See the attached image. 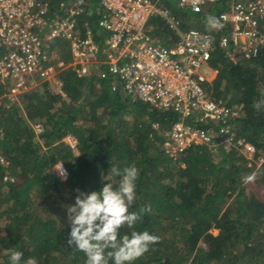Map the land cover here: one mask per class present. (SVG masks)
<instances>
[{"label":"trees","instance_id":"1","mask_svg":"<svg viewBox=\"0 0 264 264\" xmlns=\"http://www.w3.org/2000/svg\"><path fill=\"white\" fill-rule=\"evenodd\" d=\"M47 1L53 10L66 0ZM213 7L209 15L220 12ZM89 10L80 20L94 13ZM192 14L204 20L196 27L207 30L208 14ZM150 23L153 36H170L159 17ZM59 44L49 54L68 63V42ZM210 66L217 73L204 88L215 100L243 105L235 121L237 137L264 157V105L253 108L264 101V47L255 59L234 63L216 46ZM58 77L65 96L43 84L2 111L0 151L8 165L0 169V264H9L14 251L23 253L21 264L30 257L38 264H87L85 254L66 242V206L75 203L76 189L91 193L104 183L118 186L120 177L111 168L122 172L133 164L139 178L129 211L139 214L147 206L150 211L134 228H121L120 235L148 231L160 238L133 264H264V202L243 183L253 170L264 187V159L254 170L255 162L249 166L237 149L222 143L216 153L195 145L172 156L162 144V133L178 119L172 111L111 91L97 72L79 77L68 67ZM37 122L43 126L39 133L33 127ZM68 135L75 147L64 140ZM58 163L67 170L66 180L53 170Z\"/></svg>","mask_w":264,"mask_h":264},{"label":"built area","instance_id":"2","mask_svg":"<svg viewBox=\"0 0 264 264\" xmlns=\"http://www.w3.org/2000/svg\"><path fill=\"white\" fill-rule=\"evenodd\" d=\"M216 2L224 6L212 14L220 26L205 23L208 29L202 30L181 28L161 0H98L100 13L84 20L79 17L91 12L89 0H66L53 10L47 0H0V120L4 109L43 84L52 94L65 96L58 73L70 67L79 77L97 72L111 91L178 116L162 133L170 155L195 145L216 153L222 143L243 148L262 164L255 147L237 137L235 121L243 105L213 99L204 84L217 73L210 67L216 46L234 63L259 56L264 47V0H178L177 4L191 13L208 14ZM152 17L162 19L170 36L162 39L150 33ZM62 41L68 42L71 52L68 63L52 60L48 52L51 42ZM33 127L37 133L43 131L39 122ZM64 140L75 147L72 136ZM7 165L0 151V169Z\"/></svg>","mask_w":264,"mask_h":264},{"label":"clouds","instance_id":"3","mask_svg":"<svg viewBox=\"0 0 264 264\" xmlns=\"http://www.w3.org/2000/svg\"><path fill=\"white\" fill-rule=\"evenodd\" d=\"M209 27L220 26L214 16H208ZM264 101H257L253 108L257 111ZM63 180L67 179V170L63 164L55 168ZM111 174L120 177L118 186L104 183L99 191L91 193L76 189L73 205L66 206L67 220L70 227L68 246H75L77 251L87 257V264H133L159 242V237L148 231H132L129 235H120V229L127 226L134 228L150 206L142 208L140 213H132L129 208L137 198L136 187L139 169L133 164L121 172L111 168ZM23 253L14 251L9 257V264H21ZM23 264H38L35 257H30Z\"/></svg>","mask_w":264,"mask_h":264},{"label":"rangeland","instance_id":"4","mask_svg":"<svg viewBox=\"0 0 264 264\" xmlns=\"http://www.w3.org/2000/svg\"><path fill=\"white\" fill-rule=\"evenodd\" d=\"M177 1L178 0H161V3L160 5L162 7H166L168 9H170L169 7L171 6L172 9H174L176 11V13L178 14H174L181 19V21L186 25L188 26V28H191V27H196V25L198 24L196 20H194V15L192 13H190V11L188 9H184V10H181L177 4ZM165 2V3H164ZM169 6H167V5ZM215 5H217L218 7V10L221 11L224 6L221 2H216ZM92 11L98 15L100 13V6H99V3H98V0H91V5H90ZM171 10V9H170ZM172 11V10H171ZM94 13L92 14V16H94ZM87 14V13H86ZM205 15V14H204ZM208 16H210L208 14ZM205 17V20L207 21V17ZM212 16V14H211ZM151 21V18H149L148 20V25H151L152 23H150ZM63 42V41H62ZM52 46L55 47V46H59L60 44H58V42H51ZM67 52L69 49H66ZM49 53L51 54L53 51L51 49L48 50ZM203 66H206V65H203ZM211 67V66H210ZM42 86H39L36 90H39L41 91ZM37 91H32V93H35ZM231 99L233 98L232 96L230 97ZM238 152L241 153L242 155L245 156L246 159L249 160V163L248 165L250 166V164L253 162H255V168H261V163L257 160V157H253L251 154L247 153L244 151L243 148H240L238 149ZM262 160L264 159V157H261L259 156ZM263 162V161H262ZM55 169V166L53 167V170ZM252 171V172H251ZM249 175L247 177H244L243 179V183L246 187V192H251L252 194H254L258 199H260L262 202H264V187L263 185L260 184V181L258 179V176L256 174L253 173V170H251ZM217 230L216 229H213L212 230V233L213 234H216ZM199 244H201V246H203V244L200 242Z\"/></svg>","mask_w":264,"mask_h":264}]
</instances>
